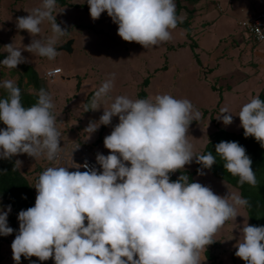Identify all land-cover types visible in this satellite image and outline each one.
<instances>
[{
	"label": "clouds",
	"instance_id": "clouds-1",
	"mask_svg": "<svg viewBox=\"0 0 264 264\" xmlns=\"http://www.w3.org/2000/svg\"><path fill=\"white\" fill-rule=\"evenodd\" d=\"M87 3L93 20L107 12L123 41L145 49L171 40V30L182 22L174 0ZM55 8L56 0H42L27 16L16 18L17 31H27L32 39L23 51L14 43L4 46L7 56L0 66L16 69L27 63L24 51L50 61L60 54L56 44L68 30L57 23ZM46 21L51 35L37 38ZM255 30L264 40V32L259 27ZM62 76L45 81L53 84ZM41 77L44 79L43 74ZM114 79L112 74L94 93L90 111L102 107ZM0 89L6 92V98L0 99V122L6 126L0 128V159L11 161L22 154L49 162L63 159L61 132L49 92L39 89L37 102L26 108L14 79L0 80ZM103 109L99 121L90 120L83 131L91 138L101 125L111 126L113 118H119L104 138L110 154L96 155L102 172L87 161L73 167L77 169L74 172L63 166L42 171L34 186L35 205L18 214L19 232L11 245L13 260L20 264L23 256L40 261L51 258L55 264H201V253L213 243V235L228 220H236L239 208L249 206L240 195H217L209 186L190 182L187 175L170 181V173L193 161L200 165L199 176L216 164L211 152L194 155L188 140L193 116L199 119L201 113L188 99L168 94L135 100L117 96ZM220 113L217 120L225 126L233 123L227 108H221ZM237 116L245 138L254 137L264 148V101L251 99ZM215 153L224 161V169L239 178L240 185H257L253 162L238 142L221 141L215 145ZM21 166L22 161L15 159L13 171ZM81 167L85 171H80ZM11 210V205L0 210V236L14 232L8 225ZM240 233L236 257L246 264H264V226L245 221Z\"/></svg>",
	"mask_w": 264,
	"mask_h": 264
},
{
	"label": "rangeland",
	"instance_id": "rangeland-1",
	"mask_svg": "<svg viewBox=\"0 0 264 264\" xmlns=\"http://www.w3.org/2000/svg\"><path fill=\"white\" fill-rule=\"evenodd\" d=\"M66 1L77 7H61L56 1L53 15L56 16L57 23L68 30V34L57 42L56 48L58 50L68 40H74L73 52L59 51L60 54L51 61L26 51L22 52V56L28 59V62L24 64L37 69L41 76L46 69H62V78L64 79L58 78L53 84H46L55 105L53 114L61 115V118L65 120L66 116L83 109V120L80 121L83 132L90 120L99 121L100 116L103 115V107H110L117 96H127L135 100L140 99L142 93L146 99L168 94L176 99H188L194 105V109L201 113L199 119L193 116L189 126L188 140L193 145L194 155L202 154L210 134L217 129L215 124L228 132L239 133L242 130L241 121L237 115L242 106L256 96L250 91V88L253 83L252 80L258 81L256 78L259 75L254 77L251 74V65H249L250 70H248L249 68L244 69V71L248 70L245 72V75H249L246 78L247 81L238 84L236 90L235 73L234 75L230 73L231 67L232 69L238 67V62H243L245 55L238 58L236 55H229L233 57L230 62L226 59L223 60V64L218 70V72L225 74L223 77H219L218 72L209 75L211 68L204 64L207 63L209 53L217 52L215 48L218 45L221 52L226 51L224 53L219 51L221 53L219 56H227L228 52L231 53L237 48L234 47V42L239 43L236 38L238 32L242 39L245 38L254 45L246 31L238 25V22L245 20L248 14L263 11L264 0H249L256 4L255 7L248 5L247 0H202L205 8L198 3L191 4L189 0H182V5L188 6L189 9H195L191 22L192 37L188 38L184 29L176 27V29L171 30V40L158 46H150L147 49L135 42L123 41L118 35V25L113 23L107 12L102 13L99 19L93 20L90 16L87 0ZM174 2L177 8V3ZM41 3L42 0H0V26H2L0 30H2L1 33L3 32V37H0V50L5 55L7 53L3 47L8 44L14 43V46L22 51L23 46L30 44L32 39L30 34L27 31H17L16 18L27 16L28 12L39 7ZM217 4L222 6L223 11L221 13L217 9ZM207 7H211L213 13L220 15L218 19L221 20L220 29L222 31H219V34H228L222 36L221 43L220 40L217 41L218 45L215 43L217 32L211 36V33L208 32L210 30L205 27L209 23V20L204 16ZM186 15L187 13L183 12L181 17L184 18ZM228 20L232 24L224 25V21L227 22ZM231 27L237 29L236 34L229 33ZM7 28L12 30L13 34L8 33ZM206 32L210 35L208 39L202 37L203 33ZM50 35L51 25L46 21L41 25V32L37 38H47ZM230 46H233L234 49ZM262 46L263 44H259V47ZM21 65L23 64L18 65L17 68ZM2 68L8 70L3 77L14 79L16 82L18 74H11L12 69ZM239 70L242 74L243 69ZM19 71H22V68ZM112 74L115 75L114 86L108 96L101 101L102 107L97 111H90V100L87 102L88 96L93 93L90 96L91 99L102 83L111 78ZM144 80H148L147 86H144ZM76 103H78V107L75 108L73 106ZM221 108H227L228 114L233 115L231 125L225 126L217 120L221 115ZM204 111H208L207 115H203ZM118 123L119 118L114 117L112 124L115 126ZM102 128L103 125L95 132L97 137H104V134H101ZM112 130L113 128H111ZM94 148L97 149L96 145L89 146L91 155L96 160ZM196 166L197 164L193 161L184 169L175 172L174 175L179 177L177 175L179 171H193ZM205 172L206 175L204 176L196 174L195 182L211 187L213 192L220 196H224L228 192L240 195L237 189L225 181L215 178L207 170ZM238 215L236 220H228L212 237L218 243L221 242L220 254H224L221 257L224 264H233V260L237 258L235 245L239 242L240 230L245 221L249 224V216L245 207L238 209ZM18 232L19 230H17ZM15 237L16 235L10 236L8 244L12 245ZM206 249L215 254L217 247L212 249V246L209 245ZM230 253L231 255H229ZM202 255L206 258L204 253ZM207 261L209 260L207 259ZM23 262L29 264L30 259L27 258ZM201 264H203L202 261Z\"/></svg>",
	"mask_w": 264,
	"mask_h": 264
},
{
	"label": "trees",
	"instance_id": "trees-1",
	"mask_svg": "<svg viewBox=\"0 0 264 264\" xmlns=\"http://www.w3.org/2000/svg\"><path fill=\"white\" fill-rule=\"evenodd\" d=\"M61 7H75L76 5L70 4L66 0H56ZM177 3L176 12L179 17L182 16V13L185 12L187 15L183 18L182 22H178L177 27L182 28L186 31L187 37H192V28L191 22L194 17L195 9H189L188 6L182 5V0H174ZM191 4H196L199 0H189ZM195 2V3H194ZM77 7V6H76ZM193 47V45H192ZM7 55L0 54V62L6 58ZM3 66H1V69ZM22 71H19L21 70ZM18 74L17 86L21 90V102L24 107H31L37 102L38 96L37 93L39 89H47V82L42 79L39 71L30 65H21L16 69H12L11 74ZM144 86L148 85V80H144ZM33 92L31 93V91ZM0 96V99L6 98V92H3ZM91 93L87 102L90 99ZM143 94V93H142ZM141 94L140 99H146L145 95ZM261 101H264V90L257 96ZM88 104V103H87ZM90 108V107H89ZM208 111H204L203 115H207ZM213 118V116H212ZM217 129L215 132L211 133L209 139L204 147L202 154H207L211 152L216 157V164L209 171L215 178L223 180L233 188L237 189L240 193V196L249 201V206L245 207L247 214L249 216V225L254 226H264V148L255 140L254 137L245 138L244 130L239 133L228 132L223 128H220L219 125L215 124ZM0 126L4 127L5 125L0 122ZM104 129V126L102 130ZM221 141H235L238 142L241 146L246 149V154L252 160V168L255 172L257 178V185L255 187L245 183L244 185L239 184V178L232 176L228 173L224 167V161L215 153V145ZM201 154V155H202ZM15 165V159L12 158L11 161L0 160V197L11 205L12 212L9 216V223L11 228L14 229L13 235L17 234L19 229L18 214L21 210H27L30 207L35 205V197L31 185L27 181L26 177L17 168L13 171ZM200 165L197 164L196 168L193 171H179L177 175H187L190 182H195L194 177L197 174V169ZM6 170V171H5ZM179 177L175 176L174 173H170V181L174 182ZM26 197V198H25ZM213 243L210 244L212 249H215L218 246V242L214 239ZM204 255L206 259L211 261V264H219L217 262V256L210 252L209 249L204 250ZM34 257L30 258V264H55L54 259H49L47 261H40L38 258L33 261ZM1 260V259H0ZM22 261H26L27 258L21 257Z\"/></svg>",
	"mask_w": 264,
	"mask_h": 264
},
{
	"label": "crops",
	"instance_id": "crops-1",
	"mask_svg": "<svg viewBox=\"0 0 264 264\" xmlns=\"http://www.w3.org/2000/svg\"><path fill=\"white\" fill-rule=\"evenodd\" d=\"M248 5L255 7V3L250 2L249 0L246 1ZM195 3V2H194ZM217 3V2H216ZM197 4V3H196ZM198 4L205 8V4L202 2V0H199ZM217 9L218 11L221 13L223 11L222 6H220L219 4H217ZM255 13H257L255 11ZM253 13V14H255ZM213 14V16H212ZM253 14H248L249 16H252ZM205 18L209 20V23L207 25H205V27H207V29H209L211 33V36L214 34V32H217L216 36V42L218 45V40H220V43L222 42L221 38L222 36L228 35L227 33L224 34H219V31H222L220 29V22L221 20L218 19V17L220 15H218L217 13H213V9L211 7H207V10L205 11ZM247 17V18H248ZM240 21V20H239ZM231 23V21H224V25L229 26ZM232 26V25H231ZM2 26H0L1 28ZM6 27V26H5ZM231 31H229L230 34H236L237 33V29H234L233 27L230 28ZM2 30H0V37H3V32L1 33ZM8 33L13 34L12 30H9L7 28ZM5 32V31H4ZM6 32V34H8ZM240 33L238 32L236 34V38L239 40V43L234 42V47H237L234 49L233 46L232 49H234L231 53L228 52L227 56H219L221 53H224L226 51L221 52L219 45L215 48V51L217 52H212L209 53V58H207V63H205L204 65H208V67L211 68V73L209 75H213L216 72H218L220 66L223 64V60H227L228 62H230L231 58L229 55H236V57H241V55H245V57L243 58V62H238L239 66L235 67V69H232L231 67V72L233 75L235 73V83H236V90H237V85L238 84H243L244 82L247 81V77L249 75H245V72H248V70H250L249 65H251V74H253V76L255 77L256 75H259L256 79H258V81L252 80V86L250 88V91L253 92L257 97L262 90H264V49L262 47H258V46H254L253 44H251L247 39L245 38H241V36L239 35ZM209 33H203L202 37H205L206 39L209 38ZM219 51L221 53H219ZM0 54L4 53L0 50ZM214 56V57H213ZM209 61V63H208ZM25 65V64H23ZM27 65V64H26ZM243 69V72L241 74L239 69ZM246 68H249L248 70H245ZM5 68L1 69L0 68V80H4L5 78L3 77V75H6L8 70H4ZM225 69H227L225 67ZM213 70H215L213 72ZM217 74H220L219 77H223L225 74H222V72H218ZM64 79V78H62ZM17 82V79H16ZM79 85L77 86L78 89ZM31 91V89L29 90ZM4 90L0 89V96L3 93ZM33 92V90L31 91V93ZM78 103L74 104L73 107H78L77 105ZM72 109V107H70ZM85 109V108H84ZM73 111V110H72ZM83 109L77 111L76 113L73 112L71 115L66 116V119L63 120L61 118V115H55L53 114L56 119H57V123H58V130H62L63 132V136L61 138V147H62V152H63V159L59 160V161H52L49 162L47 161L46 158L41 157L40 159L35 160L34 158L29 157L27 154H22V155H18L15 156L14 158L16 160H20L22 161V166L18 167L19 171L22 173V175L24 177H26L27 181L29 182V184L32 187L33 193H34V197L36 199V189H35V184L38 180L39 175L42 173V171H44L46 168L48 167H55V166H63V167H68L70 172H74L77 169L73 168V167H77V161H73V165H72V158L70 156L71 150L73 148V146L75 144H79L80 146H84L89 148V146H95L97 147V149L94 148L95 152L94 154L97 155V153H102L105 156H107L108 154H110L109 150L105 148L104 146V138L107 135L111 134V128H113V124L111 126H104V129L101 130V134H104V137H97L96 133L92 134L91 138H89L90 134L87 132H82V123L80 122L81 120H83L82 118V113H83ZM54 112V110H53ZM91 113V112H90ZM57 114V113H56ZM90 114L88 113V116ZM82 118V119H80ZM0 128H4L1 127ZM103 132V133H102ZM89 138V139H88ZM93 153V152H92ZM1 160V159H0ZM9 204H7L6 201H4L1 197H0V210H7V206ZM12 212V210H11ZM11 212L8 215V225L11 227L10 223H9V216L11 214ZM85 226H87V221H85ZM12 236L14 237L13 234L9 235V236H1L0 237V264H16V262L13 260V252H12V248L11 245L8 244L9 241V237ZM221 247V242H219L216 251V256H217V262L220 263L221 259V263L220 264H224L223 263V253L220 254V249ZM220 249V250H219ZM219 250V252H218ZM235 252V250H232ZM204 253V252H202ZM201 253V261L203 262V264H211L210 261H207L206 258L203 257ZM217 253H219L220 255H218ZM234 254V253H233ZM231 255V253L229 254ZM221 258V259H220ZM35 259H37V257H35ZM238 257L233 260V264H246L245 261H241L240 259L238 260ZM27 264L26 262H23L22 260L20 261V264ZM30 264V263H29Z\"/></svg>",
	"mask_w": 264,
	"mask_h": 264
},
{
	"label": "built area",
	"instance_id": "built-area-1",
	"mask_svg": "<svg viewBox=\"0 0 264 264\" xmlns=\"http://www.w3.org/2000/svg\"><path fill=\"white\" fill-rule=\"evenodd\" d=\"M238 25L246 31V33L249 35V39L254 43V45L259 47V44H263L262 48L264 49V40L258 38V34L255 30L257 27H259L260 31L264 32V10L249 16L245 20L239 21ZM62 73L63 72L61 68L48 69L43 73V78L46 81L52 82L57 77L61 76ZM58 131L61 132L62 138V130L59 129ZM70 156L72 158V165L74 160L77 161V167L79 165H83L87 161L90 166L95 165L97 169L102 172V169L98 164H96V160L93 158L90 150L87 147L75 144L71 150ZM79 170L82 172L85 171L83 167H81Z\"/></svg>",
	"mask_w": 264,
	"mask_h": 264
},
{
	"label": "water",
	"instance_id": "water-1",
	"mask_svg": "<svg viewBox=\"0 0 264 264\" xmlns=\"http://www.w3.org/2000/svg\"><path fill=\"white\" fill-rule=\"evenodd\" d=\"M73 43H74V40H68L66 43H64L63 45H61L58 48V51H63L66 53H72L73 52Z\"/></svg>",
	"mask_w": 264,
	"mask_h": 264
}]
</instances>
